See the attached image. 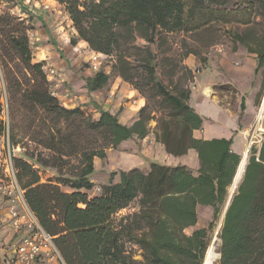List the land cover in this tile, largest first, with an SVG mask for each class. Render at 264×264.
<instances>
[{
    "label": "trees",
    "instance_id": "obj_1",
    "mask_svg": "<svg viewBox=\"0 0 264 264\" xmlns=\"http://www.w3.org/2000/svg\"><path fill=\"white\" fill-rule=\"evenodd\" d=\"M13 1L22 5L21 0ZM59 1L66 5L78 35L72 42L81 40L92 51L115 56L118 76L146 103L130 126L108 111L101 110L94 120L83 108H66L53 95L44 65L34 62L31 28L25 20L0 15V63L8 102L13 111L19 107L30 115L37 126L33 141L52 153L46 158L33 154L28 161L15 159L26 202L43 229L55 237L66 264H203L209 232L227 207L228 189L242 156L233 150V138L194 137L204 118L188 104L191 90L177 85L173 94L159 78L158 68L169 66L170 79L181 71L192 84L194 75L181 67L183 60L222 43L212 36L206 40L216 26L234 24L237 31L229 35L257 55V73L263 69L264 75V0ZM179 34L192 39V45L181 46L180 61L168 56L173 51L171 40ZM140 39L146 44L138 46ZM159 50L164 55L161 62ZM108 79L99 72L85 83L94 92ZM263 92L264 80L260 97ZM152 122L157 141L169 155L197 151L198 172L186 165L155 163L146 172L120 169L110 174L102 194L91 198L96 157L106 159L107 150L134 138L145 139ZM79 156L80 171L60 175L63 159ZM248 162L226 211L218 264H264V134L261 149L253 147ZM48 168L59 176L43 182L41 170ZM135 200H139L137 213L115 219ZM201 207L212 209L207 228L197 226ZM132 244L142 251L141 261L127 249Z\"/></svg>",
    "mask_w": 264,
    "mask_h": 264
},
{
    "label": "crops",
    "instance_id": "obj_2",
    "mask_svg": "<svg viewBox=\"0 0 264 264\" xmlns=\"http://www.w3.org/2000/svg\"><path fill=\"white\" fill-rule=\"evenodd\" d=\"M31 16L35 21L32 32L37 44L35 48L31 46L34 62L42 63L45 70L56 71L55 76L49 78L54 81L51 91L59 102L69 109L87 107L98 115L101 110L108 111L117 115L123 125H132L138 117V111L144 107L145 99L134 90H126L129 83L119 76L113 81L109 78L103 89L89 92L85 80L99 72L97 67L87 64L90 53L82 49L84 41L78 40L76 44L69 42L67 32L59 25L57 14L36 10ZM72 35L73 38L78 37L75 29ZM84 54L87 56L83 57ZM185 64L194 75L188 104L204 118L201 129L195 130L194 137L207 141L233 138V150L242 156L245 148L248 150L247 134L252 130L264 100V92L259 96L264 75L263 69L257 73V55L250 53L238 40L225 38L224 42L210 46L201 54L192 53L186 58ZM109 87L110 94L107 93ZM127 92V97L135 96L139 100L138 107L123 106L124 94ZM258 100L260 104H257ZM119 148L112 149V154L107 152L105 163L109 167L108 172L116 168L110 166L112 157L128 160L124 164L125 168H121L124 170L137 168V160H141L145 166L150 162L149 166L141 169L145 172L151 164H160L162 160L163 164L171 166L186 165L195 174L200 167L196 150L179 157L169 155L153 131L145 139L134 138ZM8 207V202L0 200V264H7L15 246L24 237L22 232L12 228Z\"/></svg>",
    "mask_w": 264,
    "mask_h": 264
},
{
    "label": "rangeland",
    "instance_id": "obj_3",
    "mask_svg": "<svg viewBox=\"0 0 264 264\" xmlns=\"http://www.w3.org/2000/svg\"><path fill=\"white\" fill-rule=\"evenodd\" d=\"M82 3L83 2H92V1H97L99 2V0H80ZM57 2H60L59 0H57ZM61 13L57 14L58 15V19H59V25L60 27L62 26L64 28V30L67 32V40L69 42H72L73 40V35L74 34V25L72 26L71 23H69L67 21V17L68 14L66 12V5L61 3ZM17 5V3L13 0H3V2H0V15H4V14H10L12 15V10L15 8V6ZM16 11L15 14L16 15ZM12 15V16H13ZM16 17V16H14ZM26 21V25L29 26L31 29L29 30L28 34L30 33V35H32L30 37V47L32 46V48L36 47V36L35 34L32 32V30H34V19L33 17H26L25 19ZM238 27L236 25H218L216 26L213 31L208 35H206V40L208 39H215L217 38L220 42H224L225 38H232L229 33L233 34L235 31H237ZM69 31V32H68ZM77 34V32H76ZM212 36V38H211ZM192 39H189L188 36H184V35H177L174 39L171 40L170 43V47L173 49L172 53H169L168 56H171L174 59H177L178 61H180V56L183 54V48L181 47L183 45V43H187L188 45H192L191 43ZM145 41L144 40H138L137 41V45L138 46H142L145 45ZM154 50H156V45H154L152 47ZM204 51V50H203ZM87 54L83 57H86ZM90 56V54H89ZM164 55H162L160 53L159 50V59L158 61L161 62L162 58ZM114 58L110 59L107 62H104L102 65L98 66L96 64H91L89 62H87V64L89 66H94L98 68L97 72L100 73H108V77L110 79L115 80L118 76L117 71L115 70V61H116V57L113 56ZM83 65H85V63H83ZM181 67L184 68H188V66L185 64V61L183 60ZM169 66L167 65H162L160 64V67L158 68V72H159V78L166 83V86L169 87V90L173 93L176 94L177 91L175 89V87H177V85H179L178 87H184L186 89H190L191 88V83H188V81H186L185 79H183V74L178 73V75H176V77L170 79V69H168ZM49 71L50 69L46 70L47 72V77L49 75ZM183 71V70H182ZM180 79V81H179ZM202 79H200L201 81ZM48 81L51 85V88L53 86V79L50 80V78L48 77ZM180 83H179V82ZM129 88V90H134V87L130 84H127L126 86V90ZM111 92V88L109 87L107 89V93L110 94ZM138 93V91H136ZM53 93V92H52ZM139 94V93H138ZM129 94L128 92L124 94V98H123V103H124V107H133L130 104L129 100L130 98L127 97ZM140 97H142L139 94ZM131 98H136L135 96L131 97ZM7 103L9 104V107L7 108ZM146 103V102H145ZM83 110L91 117L95 119H99V115L92 112L89 108L84 107ZM141 110V109H140ZM139 110V111H140ZM138 111V113H139ZM137 113V115H138ZM32 120L30 115H28L24 110L20 109L19 107H16V109L11 108L10 103L8 102V97H6V86H5V72L2 69V65L0 63V152L3 151V146L5 144V140L7 139V133L9 132V136L11 137V146L15 147L16 149V156L15 159H25L28 161V157H30V155H37V154H42L44 158L51 156L52 153L48 150H44L41 146H39L38 144H36L33 141V138L36 136V133L33 132H37L34 128H37L36 124H32ZM35 126V127H34ZM252 130L250 132H248L247 136L248 138L246 139V146L248 148V157L250 155V151L253 147L257 148L258 150L261 149L262 147V141H263V134H264V116L262 119L258 120L256 119L255 123L253 124ZM38 130V129H37ZM155 132L156 133V123L152 122L151 123V132ZM43 135H45L44 131H43ZM138 145V144H137ZM120 148L116 149L119 150ZM140 151V150H139ZM107 152H111V150H107ZM114 153V151H112ZM111 152V154H112ZM63 163H62V169L60 173V175H65V176H70L73 174H76L80 171L81 167H82V158L81 156L79 157H72V158H66L63 159ZM106 159H100L98 157H96V159L94 161H96V166L99 167V172H96L95 177L93 178L94 182V189L92 191L88 192V195L92 198V197H97L99 195L102 194L103 192V188L105 185L109 184V180H110V174L112 172H108L107 168H109L107 166V164L105 163ZM128 160L127 159H116L115 157H112L110 160V166L111 167H116L114 168L113 171H119L121 168H125L124 164H126ZM137 168L139 169H145L146 166H149L150 162H148V164L145 166L144 163L141 160H137ZM163 160L161 161L160 164H163ZM109 164V163H108ZM165 165H170L168 163H166ZM171 166V165H170ZM106 168V169H105ZM128 168V167H127ZM106 170V171H105ZM42 172V177H43V182H46L48 179H56L59 176V173L56 169L54 168H48L47 170H41ZM92 180V181H93ZM119 180V176H117L115 178V181ZM67 191H69L68 189H66ZM237 189L234 192H231V186L228 189V202L230 200L231 197H233V195L236 193ZM230 192V193H229ZM232 195V196H231ZM140 207H139V200H135L131 203V205L125 209L122 210L121 212H119L116 216L115 219L119 220L122 217H126L129 216L133 213H137L139 211ZM226 211V207L222 210L221 214L214 219V228L213 230H211L209 232V247L210 245H214L216 247V251L219 254V258L216 260V264H218V261L220 259V253H219V249H220V245H221V239H220V233L222 231V226H223V222L225 219V213ZM198 214H199V222H198V227L201 228H207L208 224L212 221V217H213V213H212V209L207 208V207H201L198 209ZM192 229H188V233H192ZM218 238V239H217ZM215 239V240H214ZM214 241V242H213ZM213 242V243H212ZM219 242V243H218ZM218 243V244H217ZM127 249L129 250V252L131 253V255L134 256L135 260L141 261L142 257V251L140 250V248H138L135 245H127Z\"/></svg>",
    "mask_w": 264,
    "mask_h": 264
},
{
    "label": "built area",
    "instance_id": "obj_4",
    "mask_svg": "<svg viewBox=\"0 0 264 264\" xmlns=\"http://www.w3.org/2000/svg\"><path fill=\"white\" fill-rule=\"evenodd\" d=\"M3 2V0H0ZM12 10V15L17 12L16 18L23 21L36 10L48 11L54 14L61 13V4L57 0H21ZM22 7L27 8L24 12ZM72 24V20L67 17ZM74 30V28H73ZM29 38L32 36L28 34ZM82 48L90 53L88 60L91 64L98 66L114 58L113 55H106L92 51L86 42ZM56 71L50 69L48 77H54ZM54 95V94H53ZM55 96V95H54ZM7 97V94H6ZM133 107L139 106V100L130 98ZM9 104L7 103V108ZM7 139L0 152V200L8 202V219L16 232H22L24 237L15 246L12 256L7 264H66L60 250L55 243V237L48 234L41 226L39 219L30 209L25 199V191L18 181V169L15 167L16 149L11 146V137L7 133Z\"/></svg>",
    "mask_w": 264,
    "mask_h": 264
},
{
    "label": "bare ground",
    "instance_id": "obj_5",
    "mask_svg": "<svg viewBox=\"0 0 264 264\" xmlns=\"http://www.w3.org/2000/svg\"><path fill=\"white\" fill-rule=\"evenodd\" d=\"M258 110H259L258 111L259 114H258L257 119L260 120L264 116V101L261 104L260 109H258ZM240 163H241V165H240V167L238 169V172H237V174L235 176V181L231 185V192H234L238 188L239 184L242 182V178L244 176L245 169H246V167L248 165V150L246 148H245V151L242 154V159H241ZM218 258H219V254L216 251V247L214 245H210V247L208 248V250H207V252L205 254V258L203 260V264H216V260Z\"/></svg>",
    "mask_w": 264,
    "mask_h": 264
},
{
    "label": "water",
    "instance_id": "obj_6",
    "mask_svg": "<svg viewBox=\"0 0 264 264\" xmlns=\"http://www.w3.org/2000/svg\"><path fill=\"white\" fill-rule=\"evenodd\" d=\"M264 101V100H263ZM263 103V102H262ZM241 162V161H240ZM249 163V162H248ZM240 165H241V163H240ZM240 165H239V167H240ZM239 167H238V169H239ZM247 168V167H246ZM238 169H237V172H238ZM245 171H246V169H245ZM237 172H236V174H237ZM245 174V173H244ZM236 176V175H235ZM244 177V176H243ZM234 181H235V177H234ZM233 181V182H234ZM242 181H243V178H242ZM232 198L233 197H231L230 198V200H229V202H228V204H227V207H226V211H227V209L229 208V206H230V202H231V200H232ZM226 211H225V213H226Z\"/></svg>",
    "mask_w": 264,
    "mask_h": 264
}]
</instances>
